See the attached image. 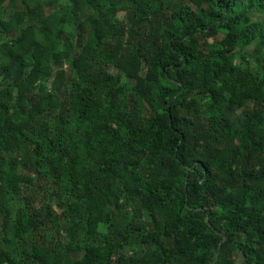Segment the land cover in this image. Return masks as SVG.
Returning a JSON list of instances; mask_svg holds the SVG:
<instances>
[{"label":"trees","instance_id":"trees-1","mask_svg":"<svg viewBox=\"0 0 264 264\" xmlns=\"http://www.w3.org/2000/svg\"><path fill=\"white\" fill-rule=\"evenodd\" d=\"M19 1L0 264H264V0Z\"/></svg>","mask_w":264,"mask_h":264},{"label":"rangeland","instance_id":"rangeland-1","mask_svg":"<svg viewBox=\"0 0 264 264\" xmlns=\"http://www.w3.org/2000/svg\"><path fill=\"white\" fill-rule=\"evenodd\" d=\"M3 1H5V4L8 6V8L10 10H12L13 8L19 7L21 5L19 0H0V2H3ZM66 2H67L66 0H63V3H66ZM120 8H122V9H120L118 11L117 19H118V21L122 22V21H125L126 10H123L124 7H120ZM88 11L89 10H87V9H84L83 11H81L79 13V16L76 17V20L84 19L85 16L87 15ZM255 18L264 22V14L256 13L255 14ZM6 39H8V38L6 37ZM257 44H258L257 41H254V42H252L250 45H248L246 47V51L249 52V54H251V56H252V58H250V60L252 62H256L254 60V57H255V55H257V50H256V48L258 47ZM133 82L134 81L130 80V84H132ZM252 109H253V107L251 106V104H248L244 108L231 110L229 112L228 116H230V118L232 120L239 122V121L243 120L244 118L248 117L249 114L251 113ZM39 117H41V115ZM99 230L100 231H104L105 230L104 224L100 225ZM123 248L127 250V246L126 245H124ZM237 258L239 260V257H237Z\"/></svg>","mask_w":264,"mask_h":264}]
</instances>
